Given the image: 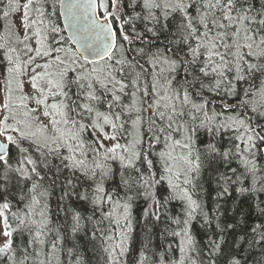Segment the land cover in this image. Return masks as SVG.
I'll return each instance as SVG.
<instances>
[{
  "label": "snow or ice",
  "instance_id": "1",
  "mask_svg": "<svg viewBox=\"0 0 264 264\" xmlns=\"http://www.w3.org/2000/svg\"><path fill=\"white\" fill-rule=\"evenodd\" d=\"M0 264H264V0H0Z\"/></svg>",
  "mask_w": 264,
  "mask_h": 264
},
{
  "label": "trees",
  "instance_id": "2",
  "mask_svg": "<svg viewBox=\"0 0 264 264\" xmlns=\"http://www.w3.org/2000/svg\"><path fill=\"white\" fill-rule=\"evenodd\" d=\"M137 212H138V210H137Z\"/></svg>",
  "mask_w": 264,
  "mask_h": 264
}]
</instances>
